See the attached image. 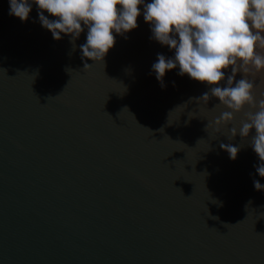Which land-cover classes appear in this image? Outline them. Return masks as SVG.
Returning a JSON list of instances; mask_svg holds the SVG:
<instances>
[{
  "label": "water",
  "instance_id": "obj_1",
  "mask_svg": "<svg viewBox=\"0 0 264 264\" xmlns=\"http://www.w3.org/2000/svg\"><path fill=\"white\" fill-rule=\"evenodd\" d=\"M9 11L0 0V264H264L255 130L216 132L225 109L179 68L161 87L152 65L175 53L143 7L102 64L82 59L86 27L73 50L37 5L27 22Z\"/></svg>",
  "mask_w": 264,
  "mask_h": 264
},
{
  "label": "clouds",
  "instance_id": "obj_2",
  "mask_svg": "<svg viewBox=\"0 0 264 264\" xmlns=\"http://www.w3.org/2000/svg\"><path fill=\"white\" fill-rule=\"evenodd\" d=\"M33 4L38 6L42 26L57 41L61 34L69 36L73 50L86 27L82 59L100 64L115 47L116 35L138 27L143 7L152 38L175 53L174 58L158 54L152 65L161 87L166 73L177 68L180 76L208 85L209 91L197 100L206 105L210 93L225 109L215 120L216 132L232 125L230 139L237 134L248 139L255 130L251 147L260 161L256 172L264 178V99L255 96V77L264 75V51H260L264 50V0H9V15L27 22ZM246 107L252 111L245 113ZM241 113L245 119L237 129L236 115ZM220 147L233 161L238 158V147L231 143ZM253 183L257 191H264L259 180Z\"/></svg>",
  "mask_w": 264,
  "mask_h": 264
}]
</instances>
